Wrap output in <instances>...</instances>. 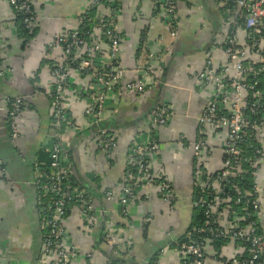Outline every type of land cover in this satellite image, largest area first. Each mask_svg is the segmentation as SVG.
Segmentation results:
<instances>
[{
	"label": "built area",
	"instance_id": "built-area-1",
	"mask_svg": "<svg viewBox=\"0 0 264 264\" xmlns=\"http://www.w3.org/2000/svg\"><path fill=\"white\" fill-rule=\"evenodd\" d=\"M7 2L12 10L24 14L23 22L32 32L36 24L33 0ZM177 4L178 0L155 2L157 16L171 34L177 29ZM218 4L223 32L216 47L222 58H217L214 48L210 49L202 70L193 76L201 88L210 90L192 143V208L201 213L202 221L188 229L171 248L178 264H205L208 251L216 258V244L219 251L229 248L226 256L220 254L217 258L220 264H264V236L257 222L255 185L264 156L257 143V132L264 127V90L259 88L264 76V0H219ZM121 6L120 0H91L77 18L75 28L63 31L48 44L47 53L57 50L58 56L49 66L50 85L44 91L50 103V132L43 145L47 162L37 161L34 165L33 184L42 233L41 253L34 264H75L80 251L71 243L66 228L74 208L79 210L85 231L97 223L92 195L73 178L65 134L98 126L108 99L116 103L121 94L145 96L159 81L163 57L171 53L140 50L134 76L128 79L121 65ZM6 72L0 62V77ZM74 77L85 81V86L72 95L76 103L85 100L81 121L71 117L67 103L73 94ZM27 98L8 99L0 106L13 139L19 137L18 118L28 110ZM172 116V110L164 104L152 111L148 138L131 144L127 151L118 192L102 193L106 201L116 198L123 215L128 214L138 195L148 198L145 188L150 184L165 203L172 204L174 200L164 175L153 179L147 175L160 153L156 131L167 126ZM95 143L107 159L113 157L117 149L113 135L101 130ZM217 144L223 154L222 163L211 172L206 163ZM245 164L252 170L254 185L252 191L241 192L236 181L247 173ZM0 171L5 173L4 169ZM101 238L113 254H125L130 249L111 215L105 219Z\"/></svg>",
	"mask_w": 264,
	"mask_h": 264
},
{
	"label": "crops",
	"instance_id": "crops-1",
	"mask_svg": "<svg viewBox=\"0 0 264 264\" xmlns=\"http://www.w3.org/2000/svg\"><path fill=\"white\" fill-rule=\"evenodd\" d=\"M120 1L121 65L126 77L134 76L140 50L171 53L163 57L159 81L145 96L121 94L116 103L108 99L98 126L65 134L73 178L92 195L97 215L96 225L87 232L79 210L74 208L66 228L71 243L80 251L75 264H111L113 258L121 260L120 264H178L171 246L182 239L192 222V143L197 119L210 99V90L201 88L193 76L202 70L210 49L222 58L216 47L222 41V14L218 0H178L177 29L171 34L157 16L156 0ZM90 2L33 0L36 24L33 37L24 45L11 7L7 0H0V62L7 69L0 77V106L8 99L28 96V110L18 118L19 137L11 138L6 114L0 111V170L5 171H0V264H34L40 256L42 233L33 176L35 163L44 160L40 159L50 132V103L44 91L50 85L49 66L58 56L57 50L47 53V47L57 35L75 28ZM71 81L69 113L81 121L85 100L76 103L72 95L85 81L76 77ZM161 104L169 106L173 116L167 126L156 131L160 153L153 161V170L165 176L174 200L165 203L150 184L145 188L148 198L138 195L123 215L116 198L106 201L102 193L118 192L127 151L131 144L148 138V117ZM101 130L116 138L117 149L111 159L96 146L95 137ZM257 143L264 150V127L257 132ZM222 158L217 144L206 168L215 172ZM255 185L257 222L264 236V156ZM108 215L130 245L125 254L111 253L101 238ZM228 252L229 248L222 247L213 258L208 251L205 264H220L217 258Z\"/></svg>",
	"mask_w": 264,
	"mask_h": 264
},
{
	"label": "trees",
	"instance_id": "trees-1",
	"mask_svg": "<svg viewBox=\"0 0 264 264\" xmlns=\"http://www.w3.org/2000/svg\"><path fill=\"white\" fill-rule=\"evenodd\" d=\"M219 1V0H218ZM32 7V6H31ZM32 10H33V7H32ZM221 10V8H220ZM14 15H15V27H16V31H17V34H18V37L23 39L24 40V45L25 43H27L28 40H30L32 37H33V31L30 32L25 24H24V14L21 13V12H15L14 10H12ZM94 16V15H93ZM34 30V29H33ZM260 85H259V88L261 90H264V76L261 77L260 79ZM46 154L44 153V157L41 158L40 160H43V161H39L40 163H46L47 162V157L45 156ZM45 161V162H44ZM244 168L247 169V173L245 175H243L242 179H238L236 182L239 186V189L241 192H245V191H252L253 189V185H254V181H253V176H252V170L248 167L247 164L244 165ZM148 178H156L158 177V173L156 171H154L153 169L149 170L148 173ZM122 179V178H121ZM122 182V181H120ZM78 184V183H77ZM202 221V215L199 211L193 209V217H192V222L189 226L188 229H190L191 227L193 226H199L200 223ZM182 239H180L179 241H181ZM178 241V242H179ZM215 247V250H219L220 246L218 244L214 245ZM121 260H119L118 258H113L111 260V264H120Z\"/></svg>",
	"mask_w": 264,
	"mask_h": 264
}]
</instances>
